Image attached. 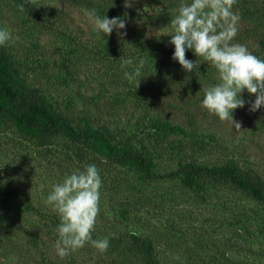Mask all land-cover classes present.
I'll use <instances>...</instances> for the list:
<instances>
[{
    "label": "rangeland",
    "instance_id": "1",
    "mask_svg": "<svg viewBox=\"0 0 264 264\" xmlns=\"http://www.w3.org/2000/svg\"><path fill=\"white\" fill-rule=\"evenodd\" d=\"M128 2L0 0V27L12 35L9 61L29 89L43 93L49 112L103 132L133 155L118 163L106 144L23 129L7 108L0 117V264H146L133 234L151 242L159 264H264V203L212 173L232 162L259 178L264 193V107L249 111L254 94L242 92L245 105L233 111L239 129L209 113L200 100L219 82L217 71L191 50L186 58L199 64L193 72L171 58L170 20L181 0ZM85 9L121 16L125 35L97 33ZM233 10L240 16L234 42L254 54L264 43V0H236ZM126 70L139 73L137 87ZM88 164L102 179L92 238L108 237L109 248L100 253L86 242L61 258L59 216L46 198Z\"/></svg>",
    "mask_w": 264,
    "mask_h": 264
},
{
    "label": "clouds",
    "instance_id": "2",
    "mask_svg": "<svg viewBox=\"0 0 264 264\" xmlns=\"http://www.w3.org/2000/svg\"><path fill=\"white\" fill-rule=\"evenodd\" d=\"M236 0H181L177 13L170 20L169 43L173 46L171 58L185 72L197 70V60H189L186 50L207 61L217 71L219 82L204 89L200 103L221 121H228L239 129L233 111L242 108L245 100L241 93L254 94L249 111L264 107V59L254 55L241 43L234 42L239 30V13L233 10ZM129 2L125 0V7ZM94 30L107 37L116 30L124 36L125 20L121 16L108 18L95 9H85ZM12 40L6 28L0 27V46ZM132 66L133 59L124 60ZM124 77L133 80L136 87L140 75L125 71ZM102 179L95 164L85 165L65 175L52 186L46 202L59 216L56 227V254L63 258L90 242L98 252L109 248V238H92V230L100 210Z\"/></svg>",
    "mask_w": 264,
    "mask_h": 264
},
{
    "label": "trees",
    "instance_id": "3",
    "mask_svg": "<svg viewBox=\"0 0 264 264\" xmlns=\"http://www.w3.org/2000/svg\"><path fill=\"white\" fill-rule=\"evenodd\" d=\"M100 13L104 14L105 10L101 9ZM258 49V51L255 50L256 56H264V43H261ZM7 108H9L8 114L12 115L15 122L23 126V129L35 130V132L37 131L44 135H52L56 132L64 131L74 141H84L89 145L106 144L108 146V156L118 163H124L133 158L130 149L126 151L125 148L120 149L114 146L103 132L76 129L65 117L58 115L56 112H49L43 93L29 89L20 77V72L18 73L17 69L9 61L6 47L3 45L0 46V117L7 113L5 112ZM190 121L192 124L194 123L193 117L190 118ZM189 129L190 133H192L193 128ZM192 138L193 133L191 141L196 143L195 141L197 140ZM142 167L144 168V165ZM145 168L147 173H149L151 167L147 165ZM191 170L196 173L201 168L192 166ZM213 172L218 173L227 182L229 181L236 190L246 193L257 202L264 203V193L257 184L259 178H251L247 172L241 171L232 162L219 172L217 170H213ZM132 238L143 253L142 259L146 264H159L156 261L153 245L150 241L141 240L137 234H133ZM140 243L143 248H141Z\"/></svg>",
    "mask_w": 264,
    "mask_h": 264
}]
</instances>
